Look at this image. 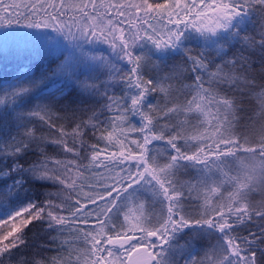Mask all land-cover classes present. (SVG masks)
<instances>
[{
  "label": "snow or ice",
  "instance_id": "1",
  "mask_svg": "<svg viewBox=\"0 0 264 264\" xmlns=\"http://www.w3.org/2000/svg\"><path fill=\"white\" fill-rule=\"evenodd\" d=\"M6 51L0 264H264V0H0Z\"/></svg>",
  "mask_w": 264,
  "mask_h": 264
},
{
  "label": "trees",
  "instance_id": "2",
  "mask_svg": "<svg viewBox=\"0 0 264 264\" xmlns=\"http://www.w3.org/2000/svg\"><path fill=\"white\" fill-rule=\"evenodd\" d=\"M255 31V28L253 27H250L249 28V32H254ZM258 38V37H257ZM237 47H239V45H237ZM233 51H235V49H233ZM27 55L26 53H19L17 54L16 52L14 51H6V52H0V70H2L6 75L8 73H11L15 64L21 60V58L23 56ZM33 57H36V54L33 53L32 54ZM41 55H46V53H41ZM56 55H58V53H53L51 55L48 56L47 60L46 61H43L46 65L50 64L52 67L55 66V63H57L58 61L55 60V57ZM61 59H63V57H61ZM257 60L260 59L259 56L256 57ZM36 62H40L38 58H36ZM257 69L259 67V65L257 64L255 66ZM258 81H259V76H258ZM186 83L187 82H190V81H185ZM260 89L258 88L257 91H259ZM119 91V90H117ZM251 98V97H249ZM246 112L244 113V116H245V120H242L240 123L243 125L245 123V121L247 120V117L248 116H252L253 120H261V119H264L262 117H260L259 115V109L258 108H255L253 109V106L252 105H247L246 104ZM56 123V126L57 128H59L61 125H63L65 127L66 130H71V127L69 126L68 124V121L66 120H58L55 122ZM238 131H244L243 128H238L237 129ZM41 133H43L44 135H48L49 132H48V129L45 128V129H41ZM51 135L55 136V135H58V133L56 132L55 129L52 130L51 132ZM89 142H93V141H89ZM48 151L50 154H54L55 153V149L53 146H49L48 148ZM194 175V170L192 169H188L186 172H182L180 174H178V178L180 180H190L191 177ZM49 190H52L54 191V189H49ZM253 201H259L260 199L264 198V194H261V193H253L250 197ZM35 231V227L34 226H30V228L28 229V233H29V236H32L33 232ZM241 233L242 234H247L243 229H241ZM183 242V241H181ZM210 240L209 238L205 237L200 243H198L196 245V248L198 250H202L203 248L207 247L209 244H210ZM39 243H47V237H45L43 234H41L39 237H36L35 238V241L33 243V246L30 247L26 252H25V256H27L29 259H31L33 257V253L34 252H38L39 255L36 256V259H39L41 256H48V257H51L52 255H54V252L49 250V248H35V244H39ZM201 254H202V251H201Z\"/></svg>",
  "mask_w": 264,
  "mask_h": 264
}]
</instances>
